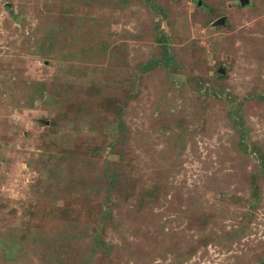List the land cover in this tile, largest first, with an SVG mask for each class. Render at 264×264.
I'll use <instances>...</instances> for the list:
<instances>
[{"label": "rangeland", "instance_id": "obj_1", "mask_svg": "<svg viewBox=\"0 0 264 264\" xmlns=\"http://www.w3.org/2000/svg\"><path fill=\"white\" fill-rule=\"evenodd\" d=\"M0 264H264V0H0Z\"/></svg>", "mask_w": 264, "mask_h": 264}, {"label": "water", "instance_id": "obj_2", "mask_svg": "<svg viewBox=\"0 0 264 264\" xmlns=\"http://www.w3.org/2000/svg\"><path fill=\"white\" fill-rule=\"evenodd\" d=\"M250 0H240L242 6H246L249 3ZM199 4L201 5L202 2L200 1ZM7 5L12 6V4L8 3ZM20 20V18H19ZM225 17H222L214 22V25H223L225 24ZM222 73H224V70H221Z\"/></svg>", "mask_w": 264, "mask_h": 264}]
</instances>
